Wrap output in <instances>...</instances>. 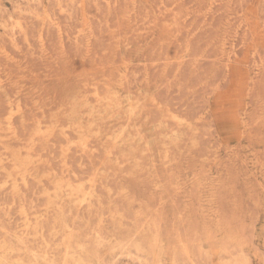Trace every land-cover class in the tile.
Returning <instances> with one entry per match:
<instances>
[{"label": "rangeland", "instance_id": "374dc122", "mask_svg": "<svg viewBox=\"0 0 264 264\" xmlns=\"http://www.w3.org/2000/svg\"><path fill=\"white\" fill-rule=\"evenodd\" d=\"M0 264H264V0H0Z\"/></svg>", "mask_w": 264, "mask_h": 264}]
</instances>
